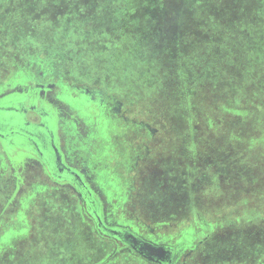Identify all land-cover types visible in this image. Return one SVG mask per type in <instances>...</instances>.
<instances>
[{
	"label": "rangeland",
	"instance_id": "374dc122",
	"mask_svg": "<svg viewBox=\"0 0 264 264\" xmlns=\"http://www.w3.org/2000/svg\"><path fill=\"white\" fill-rule=\"evenodd\" d=\"M22 75L68 92L70 109L52 104L62 128L79 121L62 152L107 224L160 227L142 237L196 245L191 264L263 261L264 0H0V107ZM42 172L25 171L23 194L45 188ZM55 201L58 216L42 198L28 209L29 231L0 225V264H149L109 253Z\"/></svg>",
	"mask_w": 264,
	"mask_h": 264
},
{
	"label": "flooded vegetation",
	"instance_id": "af4514ba",
	"mask_svg": "<svg viewBox=\"0 0 264 264\" xmlns=\"http://www.w3.org/2000/svg\"><path fill=\"white\" fill-rule=\"evenodd\" d=\"M19 82L20 87L12 92L10 91L9 94H21V96H16V99L12 102L14 104L0 107V225L11 223V221L19 223V220L24 221L25 219L28 225L26 224V228H23V230L29 231L28 209L35 205L38 199L42 198V200L45 199V203H55L51 213L58 216L60 206L58 209L55 200L63 197L64 200L75 204L73 205L74 208L72 205L70 206L73 210L75 209L76 216L79 213L86 219V226L81 227V229L86 230L87 236L90 235L98 243L107 242L112 246L113 250H110L109 253L113 251L112 254H116V248L118 247L123 250L122 254L129 253L149 264H175L178 261L183 264H191L192 255L194 251H197L195 250L196 245L195 248H183L167 237L165 238L169 240L168 243L173 246L155 245L143 238L145 237L154 242L159 241L158 238H161L159 235L155 237L152 235L160 227L147 225L146 231L145 228L139 226L138 231L141 228L145 231V233H141L126 224L111 226L106 223L102 211L98 208L95 194L89 188L84 174L70 165L62 152L60 136L65 135V137H68L73 131L72 125L74 123L79 124L77 118L74 117L75 115H71L68 118L69 121L65 122L66 127L62 128L63 124L58 120L56 109L53 107V105L59 104L70 109L71 105L66 104L68 101L71 102L67 95L68 92L62 88L57 93L55 89L57 84L35 82L33 78L24 75H22V80H19ZM82 101L84 102L83 99L80 102ZM15 103L18 104L19 108L15 107ZM24 115L26 120L23 122ZM72 138L71 134L70 139ZM74 154L75 157L78 155L76 152ZM76 160L80 163V159ZM141 160L142 158H139V161ZM31 167H38L43 170L41 174L44 176L43 180L46 185H44L45 188L42 191L39 189L42 187L34 186L35 188L27 190L26 194H23L25 189L31 188L27 178L25 179V176H23L25 171H28ZM138 173L140 171H134L133 177H136ZM49 188L52 191L69 189L71 192L74 190L76 193H73L74 195H61L60 193V195H51L52 191H49ZM46 191L50 193L46 194ZM129 199L128 202L131 201L132 205L135 206V197ZM67 216L68 214L63 212L60 218L67 222ZM50 217L51 215L48 218L49 221H51ZM60 218L58 219L60 220ZM155 223L158 226L156 221ZM20 230L12 231L15 234L21 233ZM11 233L8 236L11 237ZM118 235L122 238H119ZM8 236L7 238H9ZM181 236L180 239H184L186 233ZM7 238H3L0 242L3 249L5 244L7 247ZM209 255L205 254V257L208 258ZM201 259H204V257L201 256ZM258 264H264V259Z\"/></svg>",
	"mask_w": 264,
	"mask_h": 264
},
{
	"label": "crops",
	"instance_id": "0c3cea01",
	"mask_svg": "<svg viewBox=\"0 0 264 264\" xmlns=\"http://www.w3.org/2000/svg\"><path fill=\"white\" fill-rule=\"evenodd\" d=\"M237 223H240V220H238V222ZM238 228H239V226H238ZM237 228V230H239L241 233H243L244 232V229L245 228H242V229H238ZM235 244V243H234ZM243 243H241V242H239V244L238 245H234V249L231 247L230 249H228L230 252H232V250H236L237 249V247H240L241 245H242ZM238 251V250H237ZM205 254H208L209 255V253H208V251H206V253ZM218 258V260L220 259V255H216ZM234 256H238V257H234ZM241 256V255H240ZM240 256L239 255H233V258H235V261L236 262H239V261H241V260H238L239 258H240ZM233 258H230L231 260H233ZM224 261V260H223ZM225 262V261H224ZM238 264H241V262L240 263H238Z\"/></svg>",
	"mask_w": 264,
	"mask_h": 264
},
{
	"label": "trees",
	"instance_id": "16d2710c",
	"mask_svg": "<svg viewBox=\"0 0 264 264\" xmlns=\"http://www.w3.org/2000/svg\"><path fill=\"white\" fill-rule=\"evenodd\" d=\"M119 236V238H122L120 235H118Z\"/></svg>",
	"mask_w": 264,
	"mask_h": 264
}]
</instances>
